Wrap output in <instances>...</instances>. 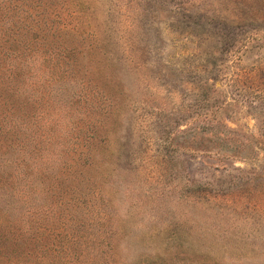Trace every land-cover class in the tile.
I'll return each mask as SVG.
<instances>
[{"label": "rangeland", "instance_id": "374dc122", "mask_svg": "<svg viewBox=\"0 0 264 264\" xmlns=\"http://www.w3.org/2000/svg\"><path fill=\"white\" fill-rule=\"evenodd\" d=\"M39 2L41 15L57 14L47 39L67 47L71 72L50 83L59 71L41 60L33 77L11 76L0 90V150L12 142L58 160L69 192L48 199L38 191L44 160L17 163L38 182L37 204L54 203L53 218L42 217L48 262L90 263L107 228L101 211L129 260L146 249L264 264V0ZM5 220L0 209V228ZM0 231L15 243L22 224ZM129 233L141 242L123 251ZM158 233L165 242H153ZM12 243L3 264L27 248Z\"/></svg>", "mask_w": 264, "mask_h": 264}, {"label": "trees", "instance_id": "16d2710c", "mask_svg": "<svg viewBox=\"0 0 264 264\" xmlns=\"http://www.w3.org/2000/svg\"><path fill=\"white\" fill-rule=\"evenodd\" d=\"M40 0H0V73H4L3 78H0V90L2 87L4 90H8L9 85H6L8 81H10L11 76L13 78L17 77V81L25 74L24 72L32 73L31 77L34 76L36 70L38 69V63L42 60L43 62H47L48 74L52 73L51 67L54 65L55 69L59 75H54L49 78V82L53 83L54 81H60L59 78H64L68 72H71L70 60L64 61V59L69 56V51L67 47H63L60 52H57V47H62L63 45H56V43L52 44L48 42V37L54 27V22H57V14L53 12H49V14H42L39 11L40 9ZM47 19V20H46ZM49 20V21H48ZM51 24V26H49ZM45 34H43V32ZM57 31V30H56ZM61 31V30H60ZM53 36H55L53 34ZM58 36V35H57ZM44 41L45 42L44 44ZM63 51V53H62ZM63 57L60 59L59 57ZM69 65V67H68ZM62 72V73H61ZM8 80L5 82V78ZM12 80V79H11ZM16 87V85H15ZM2 91V90H1ZM5 95L4 97H6ZM0 119L2 118V114L0 113ZM95 138V135L92 136ZM9 143V146L6 151L0 150V209L6 214V225L2 228H6L7 230H11L14 225L22 224V234L18 235L19 237L12 243L9 242L8 236L6 232L0 231V264H3V260L1 256H5L6 249L9 246V243L14 245H19L21 243L24 244L26 248L23 253L18 254V258H16V262L11 264H52L49 263V257L46 255L47 250L42 248V236L44 231L46 232L45 225L42 223V217L44 215H48L50 217V213L53 211L50 209V206L54 203L47 202L45 205L37 204V195L36 193L39 191L44 192V195L47 194L49 197H53L55 195H61L63 190L65 189L66 193L69 192L58 180L60 176H58V172L56 169L59 167L58 160H55L54 155H50L47 157L46 153L37 152V148L30 146L26 151L24 147L16 148L15 145ZM21 150V153H20ZM40 150V149H38ZM27 156L25 162L23 163V168L29 165L28 160H33L34 162L40 163L44 160L43 165L39 168V173L37 174V178L45 175L47 180H41L43 185L40 190H36V184L38 182H34L32 179L34 174H28L21 170L20 165H18V160L21 157ZM60 157H64L63 152H59ZM62 163H67L66 172L69 174V170L71 166H69V160H63ZM38 169V167H36ZM16 169L19 172L7 173L10 170ZM36 175V174H35ZM31 179L28 183L27 180ZM26 181V182H24ZM59 184L62 188L58 191ZM45 195V198L48 199ZM65 196H62V199L58 198V205L62 204L61 200L65 199ZM45 202L47 200H44ZM27 205L25 209L27 212V217L24 215L19 217L15 214V208L18 205ZM108 217V214H103L100 211L98 215L99 225L101 227L107 226L106 229L101 228L96 232V239L98 244L101 247L95 248L91 247L92 256L91 262L87 264H212L208 262V258L199 256V258H191L186 256L184 253H170L165 250L158 251L154 250L153 252H147L145 249L143 253H141L137 260H129V255L127 253H123L120 251V247L116 246V242L118 243V239L115 242H110L113 238L111 235V229L109 228V222L106 224L105 220ZM50 217L49 219H52ZM46 217L44 218V220ZM106 224V225H105ZM41 229H44L42 231ZM41 230V232L39 231ZM11 233L10 231H7ZM175 237V236H172ZM172 237L170 239H172ZM19 238L22 240L19 242ZM119 238V237H118ZM138 238V237H137ZM137 238L129 233L127 244L123 251H128L133 247H136L139 242ZM94 239V242L95 240ZM145 239V238H144ZM153 242L160 243L161 241H166V237H162L161 234H156L151 237ZM143 243V242H142ZM33 244V245H31ZM105 245L110 249V254L108 251L104 250ZM47 244L45 245L46 248ZM49 248L55 250L54 244L50 245ZM49 249V250H50ZM60 252V251H59ZM123 253V254H122ZM183 255V256H181ZM61 256V255H60ZM103 257L107 259V256L112 257V261L98 262V257ZM67 258V257H66ZM71 259V260H70ZM70 259H68L64 264H81L82 260L78 257L71 254Z\"/></svg>", "mask_w": 264, "mask_h": 264}]
</instances>
